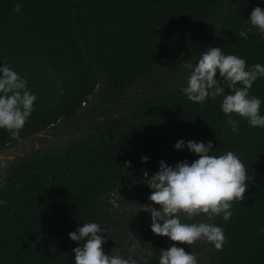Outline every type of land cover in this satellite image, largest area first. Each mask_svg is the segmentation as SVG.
<instances>
[{
	"label": "trees",
	"instance_id": "1",
	"mask_svg": "<svg viewBox=\"0 0 264 264\" xmlns=\"http://www.w3.org/2000/svg\"><path fill=\"white\" fill-rule=\"evenodd\" d=\"M257 6L264 0H0V66L38 97L19 140L0 129V156H18L0 161V264H75L79 245L68 234L90 222L106 230L104 253L124 258L143 225L138 264H159L174 243L198 264H264V128L224 114L223 96L200 104L181 92L190 74L183 64L198 63L208 47L249 69L264 65V38L248 20ZM250 94L264 115V77ZM179 140L212 141L215 155L233 151L246 167V197L233 201L228 221L180 214L222 227L223 250L156 235L141 210L153 191L145 171L199 158L175 149Z\"/></svg>",
	"mask_w": 264,
	"mask_h": 264
},
{
	"label": "clouds",
	"instance_id": "2",
	"mask_svg": "<svg viewBox=\"0 0 264 264\" xmlns=\"http://www.w3.org/2000/svg\"><path fill=\"white\" fill-rule=\"evenodd\" d=\"M14 11L21 13L20 3L14 6ZM248 20L264 38V9L254 7ZM239 36L247 39L248 32L242 29ZM183 67L190 70L187 86L181 88L189 101L203 104L209 97L223 96L221 110L224 114H236L250 126L264 128V115L260 114L262 102L250 94L254 82L264 77V65L255 64L249 69L246 60L240 56L225 55L219 47H208L198 63L186 61ZM217 70L222 83L216 79ZM27 83L6 63L0 66V129L8 130L11 138L16 140L20 139V130L31 116L34 102L38 99L28 89ZM225 123L234 134H239V120L230 116ZM174 147L177 150L187 147L199 158L191 163L178 162L174 167L160 161L157 172L151 176L144 172L147 185L153 190L148 199L160 206L157 209L143 205L144 211L151 213V231L179 244L193 245L197 241H206L213 244L216 250H223L228 240L222 227L210 222L184 223L180 214H186L188 219L205 214L209 221L222 214L223 219L228 221L232 216L233 201L245 200L248 188L246 167L233 151L215 155L212 141L205 144L179 140ZM147 161V156L142 157V162ZM260 231L264 233V228ZM105 233L100 224L90 222L68 234L79 245L73 249L75 264H138L131 257L106 255L103 251ZM159 264H198V259L194 253L174 243L167 250H160Z\"/></svg>",
	"mask_w": 264,
	"mask_h": 264
},
{
	"label": "rangeland",
	"instance_id": "3",
	"mask_svg": "<svg viewBox=\"0 0 264 264\" xmlns=\"http://www.w3.org/2000/svg\"><path fill=\"white\" fill-rule=\"evenodd\" d=\"M144 205H147L149 207H156L157 209H159V207H160L159 205L153 204V202L145 203ZM142 209L144 210V206L141 208V210ZM147 216H148L147 221L149 222L151 219V213L147 212ZM143 229H144L143 225L140 228H137L135 233L133 234V240L131 242L127 241L126 245H127L128 251H129L128 258L131 257L133 259H136V257H139V258L141 257V255L138 253V251H139L138 241H139L140 236L143 232Z\"/></svg>",
	"mask_w": 264,
	"mask_h": 264
},
{
	"label": "water",
	"instance_id": "4",
	"mask_svg": "<svg viewBox=\"0 0 264 264\" xmlns=\"http://www.w3.org/2000/svg\"><path fill=\"white\" fill-rule=\"evenodd\" d=\"M38 136L39 137H48L49 134L47 132H42V133L38 134ZM34 139H37V136ZM37 145L39 146V142H37ZM29 148L30 147H27L26 149H29ZM23 155H25V149L23 150ZM16 158H18V156L6 154V155L0 156V161H13ZM0 180H4L1 167H0Z\"/></svg>",
	"mask_w": 264,
	"mask_h": 264
}]
</instances>
